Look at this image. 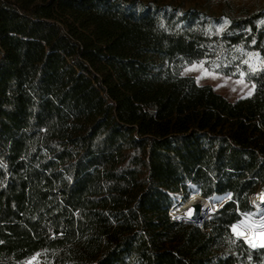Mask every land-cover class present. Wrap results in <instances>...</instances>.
Masks as SVG:
<instances>
[{
	"label": "trees",
	"instance_id": "16d2710c",
	"mask_svg": "<svg viewBox=\"0 0 264 264\" xmlns=\"http://www.w3.org/2000/svg\"><path fill=\"white\" fill-rule=\"evenodd\" d=\"M263 186L264 7L0 0V264H264L230 230ZM192 192L232 197L199 227L170 215Z\"/></svg>",
	"mask_w": 264,
	"mask_h": 264
},
{
	"label": "rangeland",
	"instance_id": "374dc122",
	"mask_svg": "<svg viewBox=\"0 0 264 264\" xmlns=\"http://www.w3.org/2000/svg\"><path fill=\"white\" fill-rule=\"evenodd\" d=\"M141 1L146 3L152 2L158 5L173 7L181 10L187 8H194L201 12L207 13L208 15H214V16L219 15L223 11L233 10L234 12H238L240 9L252 11L264 7V0H141ZM247 64L252 69L261 66L262 60L260 59L257 52H250L248 54ZM193 66L195 67L193 68ZM188 69H192V70H188ZM181 73L183 75L192 76L198 84L210 85L217 93L221 94L230 101L249 96L248 93L249 92L252 93L253 91V85L247 80H245L243 75L239 77L223 75L211 69H208L207 67L204 66V64L201 61H195L186 65L182 69ZM241 80L243 81V83H238V81ZM262 189L260 188L258 192ZM192 193H198V192H192ZM257 194L254 193L250 196L253 197L252 201L254 205V207H252V210L250 211H255L258 209ZM181 201H182V194L180 193L179 197L177 198L174 204L176 205L175 207H177L178 204L181 203ZM246 214L242 213L238 222L245 221L243 217L246 216ZM262 216H264V209H262V212L259 215H255L252 213L247 215L251 224L253 223V225L260 222ZM248 225L249 224L245 221V226L248 227ZM256 228L264 229V227H256ZM29 262H31V264H46L37 255L32 256L31 258L26 260L23 264H29Z\"/></svg>",
	"mask_w": 264,
	"mask_h": 264
},
{
	"label": "water",
	"instance_id": "95a60500",
	"mask_svg": "<svg viewBox=\"0 0 264 264\" xmlns=\"http://www.w3.org/2000/svg\"><path fill=\"white\" fill-rule=\"evenodd\" d=\"M261 188H264V186ZM256 192H257V190H256ZM231 197H232L231 192H226L223 194H213L211 197H209V199L212 200V203H210V205H206L204 207H200L197 204H194L193 202H191L190 205L186 206V210L189 212L187 214H185V217H178L176 211L177 210L180 211V210L184 209L183 207L186 203V201H185V202H182L181 204H179L175 209H173L172 210L173 212L170 211V215H171V218L174 220H181V221H184L185 223L194 224V225H197L199 227H203V225H204L205 221L208 219L209 215H211V214L215 213L217 210H219L225 202H227L231 199ZM263 200L264 199H261L260 202H262ZM250 202H251L252 207H254L252 197H250ZM248 212L255 214V215H259V214H261L262 210L257 209L255 211H248ZM248 212H244V213L246 214ZM190 213H191V215H190ZM237 222L238 221L232 223L230 230L234 236L241 238L242 240L245 241V239L242 236L237 235L232 231V226L234 224H236ZM245 242L248 243L247 241H245ZM249 245L252 246V244H249ZM256 245H257V247H261L260 246L261 244H256Z\"/></svg>",
	"mask_w": 264,
	"mask_h": 264
},
{
	"label": "bare ground",
	"instance_id": "6f19581e",
	"mask_svg": "<svg viewBox=\"0 0 264 264\" xmlns=\"http://www.w3.org/2000/svg\"><path fill=\"white\" fill-rule=\"evenodd\" d=\"M258 190L259 189H257V192H258ZM257 192L255 194H257ZM257 199H258L257 200L258 201L257 202L258 203V209L259 210L264 209V200L262 202H260L261 199H264V188L258 192ZM191 202H193L194 204H197L200 207H204L206 205H210V203H212V200H210L209 198L203 197L199 193H192L186 199V203L183 207L184 209H182L180 211H178V210L176 211L178 217H185V214H187L189 212L186 210V206L190 205ZM249 214H251V213H248V214H246V216L243 217V219L249 224L248 227L247 226L240 227V228H238V232L242 233V235H240V236H242L245 239V241H247L249 244H253V243L262 244V243H264V238H261L260 233L264 232V229H257L256 227H253V223L251 224L249 218L247 217V215H249ZM240 223H241V221L237 222L234 225H239Z\"/></svg>",
	"mask_w": 264,
	"mask_h": 264
},
{
	"label": "snow or ice",
	"instance_id": "6c2138e0",
	"mask_svg": "<svg viewBox=\"0 0 264 264\" xmlns=\"http://www.w3.org/2000/svg\"><path fill=\"white\" fill-rule=\"evenodd\" d=\"M194 67L195 66H193V68ZM188 70H192V69H188ZM238 83H243V81L242 80L238 81ZM248 95H251V92H249ZM190 215H191V213H190ZM244 226H245V221H241V223L239 225H233L232 226V231L235 232L237 235H242V233L238 232V228L244 227ZM253 227H264V216H262L261 221L255 225H253ZM260 236H261V238H264V232H261ZM260 246L264 247V243H262ZM252 247L255 248V247H257V245L255 243H253ZM29 264H31V262H29Z\"/></svg>",
	"mask_w": 264,
	"mask_h": 264
}]
</instances>
